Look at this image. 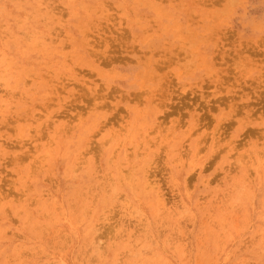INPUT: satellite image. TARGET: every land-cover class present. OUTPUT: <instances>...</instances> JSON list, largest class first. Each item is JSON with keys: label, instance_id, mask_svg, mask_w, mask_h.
I'll return each instance as SVG.
<instances>
[{"label": "rangeland", "instance_id": "374dc122", "mask_svg": "<svg viewBox=\"0 0 264 264\" xmlns=\"http://www.w3.org/2000/svg\"><path fill=\"white\" fill-rule=\"evenodd\" d=\"M0 264H264V0H0Z\"/></svg>", "mask_w": 264, "mask_h": 264}, {"label": "bare ground", "instance_id": "6f19581e", "mask_svg": "<svg viewBox=\"0 0 264 264\" xmlns=\"http://www.w3.org/2000/svg\"><path fill=\"white\" fill-rule=\"evenodd\" d=\"M153 188V187H152ZM238 188V187H237Z\"/></svg>", "mask_w": 264, "mask_h": 264}]
</instances>
